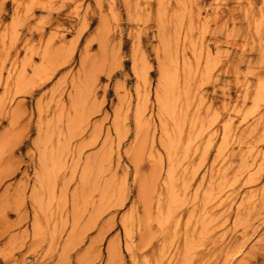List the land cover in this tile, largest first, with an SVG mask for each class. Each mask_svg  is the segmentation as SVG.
Here are the masks:
<instances>
[{
    "label": "rangeland",
    "instance_id": "1",
    "mask_svg": "<svg viewBox=\"0 0 264 264\" xmlns=\"http://www.w3.org/2000/svg\"><path fill=\"white\" fill-rule=\"evenodd\" d=\"M0 264H264V0H0Z\"/></svg>",
    "mask_w": 264,
    "mask_h": 264
}]
</instances>
